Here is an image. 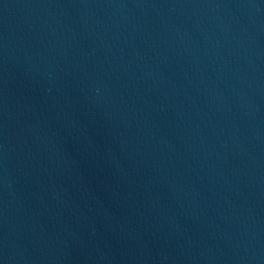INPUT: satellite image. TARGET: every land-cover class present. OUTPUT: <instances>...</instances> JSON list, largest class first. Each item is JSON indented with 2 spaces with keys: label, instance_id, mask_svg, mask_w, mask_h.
<instances>
[{
  "label": "water",
  "instance_id": "water-1",
  "mask_svg": "<svg viewBox=\"0 0 264 264\" xmlns=\"http://www.w3.org/2000/svg\"><path fill=\"white\" fill-rule=\"evenodd\" d=\"M0 264H264V0H0Z\"/></svg>",
  "mask_w": 264,
  "mask_h": 264
}]
</instances>
